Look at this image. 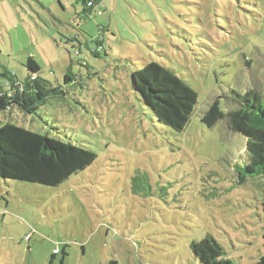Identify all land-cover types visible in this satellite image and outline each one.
Wrapping results in <instances>:
<instances>
[{
	"label": "rangeland",
	"instance_id": "rangeland-1",
	"mask_svg": "<svg viewBox=\"0 0 264 264\" xmlns=\"http://www.w3.org/2000/svg\"><path fill=\"white\" fill-rule=\"evenodd\" d=\"M91 1L0 0V71L23 81L32 58L65 91L36 114L0 111L1 123L96 154L57 186L0 178V264H199L189 244L206 233L233 264H254L264 177L238 182L247 137L228 114L237 95L263 92L264 0ZM151 61L197 93L181 132L133 88ZM137 169L150 195L132 192Z\"/></svg>",
	"mask_w": 264,
	"mask_h": 264
},
{
	"label": "trees",
	"instance_id": "trees-1",
	"mask_svg": "<svg viewBox=\"0 0 264 264\" xmlns=\"http://www.w3.org/2000/svg\"><path fill=\"white\" fill-rule=\"evenodd\" d=\"M96 1L92 0L91 4ZM83 4V11H89L87 3L83 1ZM25 66L28 74L23 81L7 69L0 71V111L17 106L29 115L36 114L50 96L65 93L61 86L53 87L39 75V67L32 58L27 59ZM131 79L134 90L159 123L175 132L186 127L197 103V93L188 83L155 61L135 69ZM237 105L228 116L233 127L247 137L245 152L248 162L237 171L238 182L241 183L247 177H264V145H260V140L264 139V87L262 93L250 88L237 95ZM95 159L93 150L70 139L0 121L2 179L53 187L83 171ZM151 188L147 173L137 169L131 177L132 192L146 196L151 194ZM262 205L264 209V202ZM189 249L199 264H233L226 257L223 246L210 233L200 240L191 241ZM106 264L118 263L110 260ZM254 264H264V253Z\"/></svg>",
	"mask_w": 264,
	"mask_h": 264
},
{
	"label": "built area",
	"instance_id": "built-area-1",
	"mask_svg": "<svg viewBox=\"0 0 264 264\" xmlns=\"http://www.w3.org/2000/svg\"><path fill=\"white\" fill-rule=\"evenodd\" d=\"M89 4H91V3H89Z\"/></svg>",
	"mask_w": 264,
	"mask_h": 264
}]
</instances>
